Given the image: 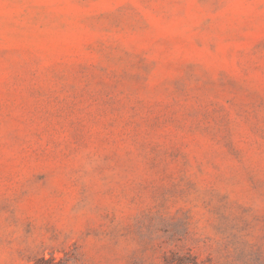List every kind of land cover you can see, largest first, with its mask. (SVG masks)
I'll return each mask as SVG.
<instances>
[{
    "label": "rangeland",
    "instance_id": "obj_1",
    "mask_svg": "<svg viewBox=\"0 0 264 264\" xmlns=\"http://www.w3.org/2000/svg\"><path fill=\"white\" fill-rule=\"evenodd\" d=\"M264 264V0H0V264Z\"/></svg>",
    "mask_w": 264,
    "mask_h": 264
},
{
    "label": "trees",
    "instance_id": "obj_2",
    "mask_svg": "<svg viewBox=\"0 0 264 264\" xmlns=\"http://www.w3.org/2000/svg\"><path fill=\"white\" fill-rule=\"evenodd\" d=\"M185 262L184 261H181V263L180 264H184Z\"/></svg>",
    "mask_w": 264,
    "mask_h": 264
}]
</instances>
